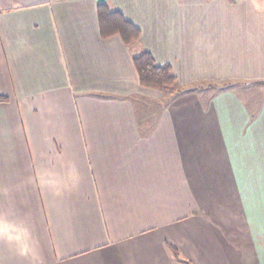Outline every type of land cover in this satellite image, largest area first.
Segmentation results:
<instances>
[{"label": "crops", "instance_id": "crops-1", "mask_svg": "<svg viewBox=\"0 0 264 264\" xmlns=\"http://www.w3.org/2000/svg\"><path fill=\"white\" fill-rule=\"evenodd\" d=\"M262 86L264 0H0V264H264Z\"/></svg>", "mask_w": 264, "mask_h": 264}, {"label": "trees", "instance_id": "trees-1", "mask_svg": "<svg viewBox=\"0 0 264 264\" xmlns=\"http://www.w3.org/2000/svg\"><path fill=\"white\" fill-rule=\"evenodd\" d=\"M101 31L104 36L119 34L127 46L140 39V30L125 19L119 12L110 10L105 5H99ZM133 61L139 74L142 86L157 88L165 93L185 92L195 90L178 86V79L170 64H158L148 50H143L133 56ZM237 84L225 83L221 89L235 87ZM0 100H6L0 96ZM172 250L178 253L176 247Z\"/></svg>", "mask_w": 264, "mask_h": 264}, {"label": "rangeland", "instance_id": "rangeland-1", "mask_svg": "<svg viewBox=\"0 0 264 264\" xmlns=\"http://www.w3.org/2000/svg\"><path fill=\"white\" fill-rule=\"evenodd\" d=\"M131 50L134 52V51H137L138 46L136 44H132L131 45ZM261 90H258V91H255L251 88H248V89H239V92L241 94V96H243L245 98V100H249L250 98H253V99H256L259 98V97H263L264 96V86H262L260 88ZM259 95V97H258ZM256 102H252V104H255Z\"/></svg>", "mask_w": 264, "mask_h": 264}]
</instances>
